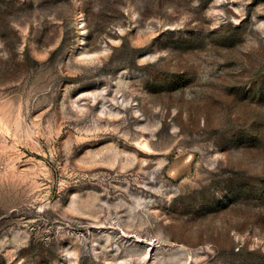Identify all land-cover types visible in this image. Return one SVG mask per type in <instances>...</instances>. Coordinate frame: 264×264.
<instances>
[{
	"label": "rangeland",
	"instance_id": "374dc122",
	"mask_svg": "<svg viewBox=\"0 0 264 264\" xmlns=\"http://www.w3.org/2000/svg\"><path fill=\"white\" fill-rule=\"evenodd\" d=\"M0 264H264V0H0Z\"/></svg>",
	"mask_w": 264,
	"mask_h": 264
}]
</instances>
